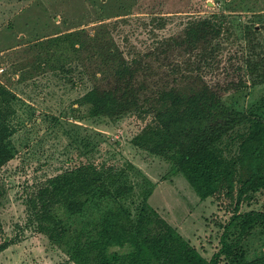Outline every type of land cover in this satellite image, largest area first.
<instances>
[{
    "label": "rangeland",
    "instance_id": "rangeland-1",
    "mask_svg": "<svg viewBox=\"0 0 264 264\" xmlns=\"http://www.w3.org/2000/svg\"><path fill=\"white\" fill-rule=\"evenodd\" d=\"M215 14L227 17L213 50L219 72L209 73L210 61L200 56L190 59L192 68L199 65L212 81L224 71L238 73L241 29L264 25V0H0V83L16 96L10 137L15 154L0 167V243H13L0 251V264H100L96 242L103 211L123 208L134 223L144 204L206 260L226 233L232 253L221 254L217 264H264V220L245 231L239 219L232 220L237 213H264V187L248 191L237 203L239 144L247 124L219 143L235 164L232 190L201 199L171 162L133 143L151 115L88 116L81 103L86 91L124 59L137 57L149 68L150 79L160 81L183 59L176 51L148 55V49L177 34L187 21ZM232 94L247 115L264 117V83L247 80ZM83 165L123 169L119 183L132 185L133 191L116 202H88L79 215L55 206L61 236L51 241L29 220L26 195ZM145 226L153 234L159 230L157 220ZM128 249L126 242L111 246L106 260L123 264L113 259Z\"/></svg>",
    "mask_w": 264,
    "mask_h": 264
},
{
    "label": "trees",
    "instance_id": "trees-1",
    "mask_svg": "<svg viewBox=\"0 0 264 264\" xmlns=\"http://www.w3.org/2000/svg\"><path fill=\"white\" fill-rule=\"evenodd\" d=\"M226 18L225 14H215L187 21L177 34L148 49V55L176 51L177 57L185 60L179 61L176 69L165 73L160 81L150 79L149 68L137 57L124 59L86 91L81 103L87 106L88 116L115 117L127 112L151 115L133 143L171 162L201 199L221 189L232 190L235 164L223 155L219 143L232 129L247 124L239 144L238 203L243 194L264 187V117L247 115L238 108L232 94L246 86L247 80L264 83V25L259 29L254 26L241 29L244 44L238 73L224 71L212 81L207 79L208 73L200 71L199 65L192 68L190 61L193 55L200 56L210 61L209 73L219 72L218 54L213 50L226 28ZM141 56L138 55L142 59ZM15 99V94L0 83V167L15 154L10 138L14 132L11 118ZM122 172L123 169L116 171L110 166L83 165L55 175L26 195L29 220L47 233L51 241H56L61 236V220L53 213L54 207L61 205L69 215H79L88 202L97 205L103 200L116 202L133 191L132 185L119 183ZM236 219L245 231L264 220V213H237L232 217ZM156 220L159 230L153 234L145 223ZM225 235L221 237L220 249L206 260L144 204L134 223L123 208L105 209L96 244L100 264H110L106 260L108 249L124 242L129 244L128 251H115L118 257L113 259H121L123 264H217L221 254L232 253ZM11 243L12 240L0 243V251Z\"/></svg>",
    "mask_w": 264,
    "mask_h": 264
}]
</instances>
